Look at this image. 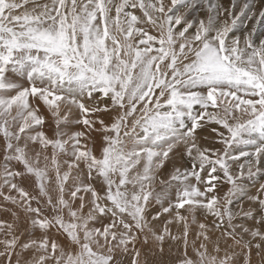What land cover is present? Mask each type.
Returning <instances> with one entry per match:
<instances>
[{"label": "snow or ice", "instance_id": "snow-or-ice-1", "mask_svg": "<svg viewBox=\"0 0 264 264\" xmlns=\"http://www.w3.org/2000/svg\"><path fill=\"white\" fill-rule=\"evenodd\" d=\"M0 212V264H264V0H0Z\"/></svg>", "mask_w": 264, "mask_h": 264}, {"label": "rangeland", "instance_id": "rangeland-1", "mask_svg": "<svg viewBox=\"0 0 264 264\" xmlns=\"http://www.w3.org/2000/svg\"><path fill=\"white\" fill-rule=\"evenodd\" d=\"M227 1V0H226ZM176 163L178 164V165H182V166H188L187 165V160L185 159V160H182V159H180L179 157H177L176 158ZM161 189H160V186L159 185H157V187H156V191H160ZM227 190V186L225 185L223 188H221L219 191H220V194L221 195H223V192L224 191H226ZM255 191V189H253V192ZM154 207L155 208H159V205H154ZM0 219H4V220H9V221H11L12 220V217L8 214V213H4V212H0ZM21 219H23V216L21 217ZM200 219L201 220H203L204 218H203V216H200ZM212 219L213 218H211V217H209L208 218V222L209 223H211V221H212ZM249 224H251L252 222L251 221H249L248 222ZM195 225H193V230H195ZM173 231H175V228H173ZM35 236L36 237H39L40 236V232L39 231H36L35 232ZM24 238L26 239L27 238V234H25V236H24ZM176 254H178V253H173V256L174 255H176ZM252 259H253V264H260V256L259 255H257L256 253H255V251L253 252V257H252Z\"/></svg>", "mask_w": 264, "mask_h": 264}, {"label": "bare ground", "instance_id": "bare-ground-1", "mask_svg": "<svg viewBox=\"0 0 264 264\" xmlns=\"http://www.w3.org/2000/svg\"><path fill=\"white\" fill-rule=\"evenodd\" d=\"M224 3H226V4H228V3H230V0H224ZM259 6V5H258Z\"/></svg>", "mask_w": 264, "mask_h": 264}]
</instances>
